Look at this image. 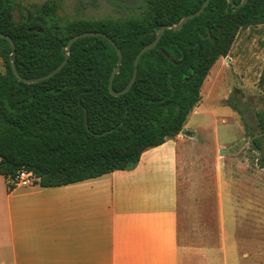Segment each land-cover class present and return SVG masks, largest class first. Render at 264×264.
<instances>
[{
    "label": "trees",
    "instance_id": "trees-1",
    "mask_svg": "<svg viewBox=\"0 0 264 264\" xmlns=\"http://www.w3.org/2000/svg\"><path fill=\"white\" fill-rule=\"evenodd\" d=\"M204 1L144 0V18L74 22L61 29L48 25L42 14L16 22L10 0H0V33L14 42L21 77L47 75L68 58L50 79L24 84L12 72L8 41L0 39L5 67L0 74V175L7 180L25 171L41 188L72 185L133 170L144 151L177 136L200 100L211 65L227 55L239 30L264 24V0H247L239 9L211 0L180 31L166 30L142 55L134 84L120 97L108 88L117 53L106 39L86 37L68 52L64 47L72 36L89 31L111 38L123 56L113 79L118 92L131 79L135 56L160 26L177 24ZM183 56V63H173ZM257 121L264 134V116ZM253 145L262 151L259 139Z\"/></svg>",
    "mask_w": 264,
    "mask_h": 264
},
{
    "label": "crops",
    "instance_id": "crops-1",
    "mask_svg": "<svg viewBox=\"0 0 264 264\" xmlns=\"http://www.w3.org/2000/svg\"><path fill=\"white\" fill-rule=\"evenodd\" d=\"M188 123L184 129L187 131ZM182 135V137H180ZM130 171L10 190L0 175V264H264V243H178L181 133ZM223 231H231L228 211Z\"/></svg>",
    "mask_w": 264,
    "mask_h": 264
},
{
    "label": "rangeland",
    "instance_id": "rangeland-1",
    "mask_svg": "<svg viewBox=\"0 0 264 264\" xmlns=\"http://www.w3.org/2000/svg\"><path fill=\"white\" fill-rule=\"evenodd\" d=\"M143 2L10 0V7L16 22L42 14L48 25L65 29L74 22L144 18ZM4 72L0 58V74ZM259 115L264 116V24L236 33L227 55L209 68L200 100L187 117L188 135L180 150L191 155L179 160L177 174L180 246L227 242L228 236L231 242L232 234L235 243H264V134ZM253 139L260 140L262 151L255 149ZM228 211L232 228L223 231ZM185 260L181 256L180 264Z\"/></svg>",
    "mask_w": 264,
    "mask_h": 264
},
{
    "label": "water",
    "instance_id": "water-1",
    "mask_svg": "<svg viewBox=\"0 0 264 264\" xmlns=\"http://www.w3.org/2000/svg\"><path fill=\"white\" fill-rule=\"evenodd\" d=\"M210 1L211 0H205L202 3L201 7L195 13L189 14V15L183 17L177 24H175V25H161L160 26V28L157 31V35H156L155 39L152 42H150L149 44L145 45L137 53V55L135 56V59H134V62H133V72H132L131 79H130L129 83L126 85V87L124 89H122L121 91L116 92V91L113 90V79L119 73L123 56H122L121 50L116 46V44L114 43V41L111 38H109L108 36H106L103 33L95 32V31H89V32L80 33V34L72 36L68 40L66 46L64 47V50L66 52L70 51L72 44L75 41H77L79 39H82V38H86V37H102V38L106 39L114 47V49H115V51L117 53L116 67L113 69V71H112V73L110 75L108 88H109V92H110V94L112 96L120 97V96L126 94L131 89L132 85L134 84V82L136 80V77H137L138 63H139L142 55L147 53L149 50H151L152 48H154L158 44L159 40L161 39L163 33L166 30L180 31L182 29V27L188 21H190L193 18L199 16L204 11V9L208 6ZM226 1L229 4H231L232 6H234L236 9H239L240 7H242L247 2V0H241V2L239 4H235L233 0H226ZM0 39H5V40L8 41V43L10 45V48L12 50V57H13L12 61H11L12 72H13L14 76L16 77V79L18 81L24 83V84H36V83L45 81L47 79H50L51 77L56 75L65 66V64L67 63L68 58L66 56L64 61L57 68H55L52 72L48 73L47 75H44V76L38 77V78H33V79L23 78V77H21L19 75V73H18V71L16 69V66H15V62L14 61H15L16 52H15V45H14L13 40L9 36L4 35L2 33H0ZM165 56L168 57L167 54H165ZM181 62L182 61L173 62V63L175 65H179V64H181ZM181 133L184 134L185 133V129H183Z\"/></svg>",
    "mask_w": 264,
    "mask_h": 264
},
{
    "label": "built area",
    "instance_id": "built-area-1",
    "mask_svg": "<svg viewBox=\"0 0 264 264\" xmlns=\"http://www.w3.org/2000/svg\"><path fill=\"white\" fill-rule=\"evenodd\" d=\"M33 183V178L25 171H19L7 179V186L10 190L15 188H27Z\"/></svg>",
    "mask_w": 264,
    "mask_h": 264
},
{
    "label": "flooded vegetation",
    "instance_id": "flooded-vegetation-1",
    "mask_svg": "<svg viewBox=\"0 0 264 264\" xmlns=\"http://www.w3.org/2000/svg\"><path fill=\"white\" fill-rule=\"evenodd\" d=\"M183 59H184V60H183ZM181 61H182L181 63H183V62L185 61V56H183V58H182ZM179 62H180V61H179ZM179 65H180V64H179ZM183 129H184V127L181 129L180 133L182 132ZM187 133H188V131L185 130V133H184V134H185V135H188Z\"/></svg>",
    "mask_w": 264,
    "mask_h": 264
}]
</instances>
